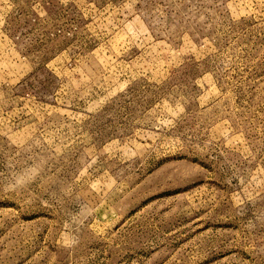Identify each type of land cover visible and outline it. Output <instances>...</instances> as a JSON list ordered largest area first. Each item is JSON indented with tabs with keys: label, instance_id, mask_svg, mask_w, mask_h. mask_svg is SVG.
Returning a JSON list of instances; mask_svg holds the SVG:
<instances>
[{
	"label": "rangeland",
	"instance_id": "rangeland-1",
	"mask_svg": "<svg viewBox=\"0 0 264 264\" xmlns=\"http://www.w3.org/2000/svg\"><path fill=\"white\" fill-rule=\"evenodd\" d=\"M0 264H264V0H0Z\"/></svg>",
	"mask_w": 264,
	"mask_h": 264
}]
</instances>
